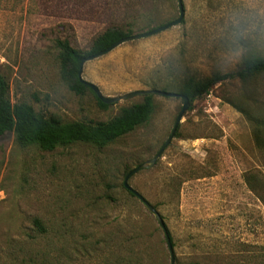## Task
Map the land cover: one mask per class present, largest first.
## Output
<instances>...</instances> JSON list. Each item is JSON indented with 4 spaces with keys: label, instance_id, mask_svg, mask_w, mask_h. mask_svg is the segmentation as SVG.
<instances>
[{
    "label": "rangeland",
    "instance_id": "obj_1",
    "mask_svg": "<svg viewBox=\"0 0 264 264\" xmlns=\"http://www.w3.org/2000/svg\"><path fill=\"white\" fill-rule=\"evenodd\" d=\"M181 23L126 40L86 60L82 77L104 95L204 79L264 53V0H183ZM179 16L177 0H0V72L13 103L63 121H106L136 95L101 107L91 90L61 76L56 41L87 50L110 27L133 34ZM237 26L248 29L235 38ZM184 76V77H183ZM264 113V76L227 80L189 105L175 135L129 184L163 215L175 264H264V203L244 180L264 171L249 119L226 98ZM150 120L106 146L75 142L53 150L0 136V264H170L156 217L124 186L170 136L183 100L154 95Z\"/></svg>",
    "mask_w": 264,
    "mask_h": 264
},
{
    "label": "trees",
    "instance_id": "obj_2",
    "mask_svg": "<svg viewBox=\"0 0 264 264\" xmlns=\"http://www.w3.org/2000/svg\"><path fill=\"white\" fill-rule=\"evenodd\" d=\"M150 26L148 25L149 30L158 27ZM133 29L132 25L110 27L99 34L87 50L72 46L67 39L57 40L61 76L69 88L79 93L91 90L96 95L78 78L81 60L108 48L117 40L132 35ZM185 75L187 76L182 82L180 93L188 96L192 105L195 100L208 94L212 87L218 83L239 80L246 84L264 76V53L250 51L241 67L233 71L215 72L204 79H196L187 73ZM157 84V82H152V88H156ZM167 88L168 86H165L162 90L166 91ZM97 100L101 107H108V104L102 102L98 97ZM226 101L237 107L249 119L255 143L260 152H264V113L254 112L245 99L237 100L230 96L226 98ZM154 110V94H145L142 101L123 107L118 114L106 121H63L57 116H45L39 113L27 102L13 103L9 96V83L0 72V136L8 131H13L16 140L21 145H37L42 149L53 150L56 147L75 142H88L103 147L134 130L137 126L147 123ZM244 180L250 190L264 203V171L248 169L244 173ZM130 193L134 195L132 192ZM162 218L164 219L163 215ZM169 235L174 247L170 232Z\"/></svg>",
    "mask_w": 264,
    "mask_h": 264
},
{
    "label": "water",
    "instance_id": "obj_3",
    "mask_svg": "<svg viewBox=\"0 0 264 264\" xmlns=\"http://www.w3.org/2000/svg\"><path fill=\"white\" fill-rule=\"evenodd\" d=\"M178 3V9H179V16L164 24L161 26H158L156 28H153L151 30L145 31V32H141L138 34H133L130 35L128 37L122 38L120 40H117L116 42H114L112 45H110L108 48L87 56L85 58H83L80 62V66H79V71H78V78L79 80L85 84L86 86L90 87L97 95V97L104 103L110 104V103H115L117 101H120L122 99H126V98H130L136 95H145V94H154V95H160V96H169V97H180L183 100V105L182 108L180 110V112L178 113L176 120H175V124L174 127L172 129V132L170 134V136L166 139V141L164 142V144L159 148V150L157 151L156 155L151 158L150 160L145 161L144 163L138 165L136 168L132 169L130 172H128V174L125 176L124 179V186L130 191L132 192L143 204L144 206L147 208L148 211H150L157 219L159 225L161 226V228L164 231L165 237H166V241H167V246L170 252V264H175L176 259H175V252H174V247L172 245L171 239H170V235L167 229V226L164 222V219L162 218L161 213L158 211V209L143 195L141 194L138 190H136L135 188H133L130 184H129V178L137 171L142 170L144 168L147 167H151L156 160L161 156L163 150L165 149V147L170 143L171 139L173 138V136L175 135V132L177 130V127L179 125V123L181 122V119L184 115V113L186 112V110L188 109L189 105H190V100L189 97L186 96L185 94L182 93H178V92H170V91H165L162 89H157V88H149V89H141V90H135V91H131L125 94H121V95H117V96H110V95H104L102 93V91L100 90V88L92 83L89 82L87 80H85L82 77V70H83V65L84 62L86 60L98 57L102 54L107 53L108 51L112 50L114 47L118 46L119 44H121L122 42L126 41V40H132V39H136V38H142V37H147L153 34H156L158 32L164 31L166 29H168L171 26L177 25L179 23L182 22V20L184 19L185 16V8H184V2L183 0H177Z\"/></svg>",
    "mask_w": 264,
    "mask_h": 264
},
{
    "label": "clouds",
    "instance_id": "obj_4",
    "mask_svg": "<svg viewBox=\"0 0 264 264\" xmlns=\"http://www.w3.org/2000/svg\"><path fill=\"white\" fill-rule=\"evenodd\" d=\"M261 31L264 32V28H262ZM247 33H248V29H242L239 26H237V30L234 33V37L235 38H241V37L246 36Z\"/></svg>",
    "mask_w": 264,
    "mask_h": 264
}]
</instances>
